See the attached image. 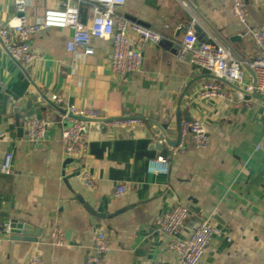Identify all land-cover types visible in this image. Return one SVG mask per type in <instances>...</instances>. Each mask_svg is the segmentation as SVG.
<instances>
[{
    "label": "crops",
    "instance_id": "0c3cea01",
    "mask_svg": "<svg viewBox=\"0 0 264 264\" xmlns=\"http://www.w3.org/2000/svg\"><path fill=\"white\" fill-rule=\"evenodd\" d=\"M58 1L28 0L26 20L35 21ZM230 4L125 0L116 9L119 14L161 35L156 45H139L141 68L125 75L109 69L108 40L93 38L91 55L67 51L69 28L35 32L30 44L38 58L26 67L0 41V164L6 152L12 154L10 172L0 173V264H28L33 253L44 264H85L99 230L110 240L103 264H175L177 256L157 220L177 202L189 209L184 235L204 218L217 230L199 264H264V99L176 59L182 36L191 30L198 41L230 49L241 62L243 80L250 81L255 45ZM246 4L250 24L264 31V0ZM83 10L86 20L88 9ZM13 15L12 0H0V27ZM130 40L134 43L133 35ZM214 82L222 95H201V87ZM185 89L178 121L203 123V148H195L188 133L180 135L178 144L159 139V124L169 140L178 136L176 106ZM29 102L44 110L43 119L54 122L34 144L21 125L24 116L34 117L27 115ZM67 104L95 108L105 118L138 117L143 126L106 127L100 119L90 120L86 155L69 157L58 121ZM157 156L167 159L166 173L147 170L148 160ZM84 169L95 177L93 187L81 182ZM118 184L126 191L115 195ZM10 219L38 228V241L11 238L5 232ZM55 229L61 244L51 240ZM149 231L150 245L143 251Z\"/></svg>",
    "mask_w": 264,
    "mask_h": 264
},
{
    "label": "built area",
    "instance_id": "2783aa9c",
    "mask_svg": "<svg viewBox=\"0 0 264 264\" xmlns=\"http://www.w3.org/2000/svg\"><path fill=\"white\" fill-rule=\"evenodd\" d=\"M125 0H59L54 7L45 8L41 17L28 22L24 15L28 0H12L14 15L3 27H0V40L4 50L12 59L23 66L31 65L37 58L32 49L30 39L33 34L46 28H69L70 36L65 42L69 52L79 53L82 56L94 52L93 38L105 39L110 42L108 66L112 73L125 75L138 72L142 63V52L139 47L142 43L156 45L161 35L156 30L139 21L126 18L116 9L124 4ZM87 6L89 16L86 20L81 17V7ZM230 10L244 31L249 33L254 45L255 54L250 61L251 79L243 80L240 60L233 55L230 49L215 42L198 41L196 35L188 30L182 36L176 59L189 65L205 69L216 79L230 84L242 86L249 93H254L264 99V31L249 22L246 0H231ZM134 36V43L130 40ZM201 95H222L219 86L214 83L204 84ZM61 98L57 97L56 102ZM102 121L106 127H123L138 124L143 126L142 119L128 115L105 118L102 113L92 107L65 105L64 113L60 114V140L65 155L74 158H83L88 148V122ZM54 122L46 119H36L24 116L21 120L27 140L37 143L44 132ZM180 134H191L192 145L203 148L207 145V136L203 123L199 119L181 120L178 122ZM4 133L0 131V138ZM260 145H257L259 148ZM12 154L6 152L0 164V173H9ZM147 170L152 173H166L168 161L164 156L149 159ZM80 180L86 187H93L95 177L87 170H82ZM126 191L122 184L115 186L114 194L120 195ZM189 216V209L185 204L175 203L162 213L157 220L158 229L166 235L168 249L177 256L175 264H199L207 244L216 233V228L208 218L194 223L189 232L184 235ZM8 232V229H5ZM51 240L55 244L62 243V235L58 229L51 233ZM110 248V240L103 230H99L94 243L86 257L85 264H103V256ZM28 264H44L37 253H33ZM149 264H163L160 261H151Z\"/></svg>",
    "mask_w": 264,
    "mask_h": 264
},
{
    "label": "water",
    "instance_id": "95a60500",
    "mask_svg": "<svg viewBox=\"0 0 264 264\" xmlns=\"http://www.w3.org/2000/svg\"><path fill=\"white\" fill-rule=\"evenodd\" d=\"M1 41V40H0ZM197 67V66H195ZM198 68V67H197ZM202 71L204 72H207L205 69H202ZM186 92V89L181 93L180 97L178 98V101H177V106H176V123L178 124V113H179V107H180V104H181V101H182V97L183 95L185 94ZM45 102L47 103V105L51 106V107H54V108H58L53 102L49 101L48 99H46L45 97H43ZM28 111H27V115H34V117L36 119H43L44 118V110L41 109L39 106H35V107H32L31 106V102L28 103ZM61 114L64 113V110L60 112ZM110 119V118H108ZM159 127V132H160V135H159V139H164L166 143L168 144H178V141H179V138H180V131H179V134L178 136L176 137V139L174 141H171L169 140L167 137H166V127L165 126H162V125H158ZM179 130V128H178ZM19 133L21 134L22 131V128H19L18 129ZM188 135L191 136L190 133H188ZM84 207L85 209L91 213L92 215H96V216H101L99 213H96L95 211H93V209L87 205V204H84ZM6 225H7V229H8V232L11 236V238L13 239H21V240H24V241H28V242H37L38 241V234H39V229L38 228H35L33 227L32 225H30L29 223L27 222H24L22 220H17V219H10L8 221H6ZM150 231H149V234L147 236V238L144 240L143 242V245H142V250L144 251L146 248H148V246L150 245V240H151V235H150Z\"/></svg>",
    "mask_w": 264,
    "mask_h": 264
},
{
    "label": "trees",
    "instance_id": "16d2710c",
    "mask_svg": "<svg viewBox=\"0 0 264 264\" xmlns=\"http://www.w3.org/2000/svg\"><path fill=\"white\" fill-rule=\"evenodd\" d=\"M83 9V8H82ZM87 10V6H84V10L83 11H86Z\"/></svg>",
    "mask_w": 264,
    "mask_h": 264
}]
</instances>
